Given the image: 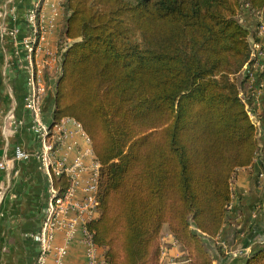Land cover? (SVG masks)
Returning <instances> with one entry per match:
<instances>
[{"label":"trees","instance_id":"trees-1","mask_svg":"<svg viewBox=\"0 0 264 264\" xmlns=\"http://www.w3.org/2000/svg\"><path fill=\"white\" fill-rule=\"evenodd\" d=\"M61 6L65 53L50 128L73 120L91 143L99 165L93 241L107 264H162L168 226L187 253L183 264H214L205 238L220 235L233 180L260 153L239 80L259 39L240 15L262 13L264 0ZM52 180L63 197L69 177ZM246 264H264V248Z\"/></svg>","mask_w":264,"mask_h":264},{"label":"crops","instance_id":"crops-1","mask_svg":"<svg viewBox=\"0 0 264 264\" xmlns=\"http://www.w3.org/2000/svg\"><path fill=\"white\" fill-rule=\"evenodd\" d=\"M61 3L62 0H45L42 4L40 25L51 55L38 53L31 63L26 49L33 35L28 17L37 0H0V162L7 161L9 166L0 170V264H36L39 255L33 236L41 230L49 201L50 172L38 156L41 146L32 131V115L26 108V100L32 93L33 68H41L48 60L42 109L45 123L53 124L56 85L65 53L59 48L65 20ZM240 19L257 33L258 26L264 23V11L252 14L244 10ZM259 39L264 42V38ZM259 85L263 88L261 92L257 91ZM251 87L253 91L246 84L244 93L256 117L253 122L259 128L260 153L254 166L238 170L233 180L229 220L220 235L216 239L205 238L214 264H246L252 253L264 248V73L258 74ZM65 124L69 133L58 147L57 156L67 162L82 159L85 167L76 192V198L81 200L82 189L90 182L96 161L89 139L78 131L74 121ZM17 147L27 152L29 158L17 160ZM74 214L70 211L69 216ZM166 227L162 232V262L182 264L187 261V253ZM54 243L67 247L63 264H88L81 224L70 240L65 232H56ZM224 246L228 250L248 249L249 255L232 259ZM47 264H57L55 257L51 255Z\"/></svg>","mask_w":264,"mask_h":264},{"label":"built area","instance_id":"built-area-1","mask_svg":"<svg viewBox=\"0 0 264 264\" xmlns=\"http://www.w3.org/2000/svg\"><path fill=\"white\" fill-rule=\"evenodd\" d=\"M42 2L44 3L43 0H37L35 8L28 17V21L32 26L33 35L32 39L28 40L26 49L31 63L34 62V57L38 53L43 52L51 55L47 50L48 41L46 34L41 25L38 24L40 16L38 19L37 9ZM257 38H264V23L258 26ZM48 64V60H45L41 64V68H33L31 76L32 93L26 100V108L32 115V131L41 146V151L38 156L50 172L49 201L45 208L41 230L33 236L34 241L39 246V255L36 264H47V260L51 255L55 257L57 264H63V260L67 255V247L55 245V234L56 232L63 231L66 234L67 240H70L76 233L78 224L83 226L88 264H107L104 249L95 244L92 234L87 229V224L98 217L97 178L99 165L95 162L91 180L82 189L83 198L81 200L77 199L76 192L79 188L81 173L85 167L84 163L81 158L73 162H67L57 156L58 147L69 133L65 123L73 120H63L62 123L56 125L51 130L43 118L42 103L47 91L44 72ZM261 73H264V42L261 39L258 42L251 40L250 60L239 77L245 78L246 84L249 85L248 90L253 91L254 88L251 86L256 83V77ZM262 90V86L259 85L257 91L261 92ZM242 96L245 103H247L249 116L253 121L256 117L249 107L247 95L244 91L242 92ZM74 123L78 131L87 137L81 125L75 121ZM70 134L73 135L72 133ZM15 158L17 160H26L29 158V154L17 147L15 150ZM8 167L7 161L0 162V170H7ZM52 174L56 176L66 175L70 179V188L63 197H58L57 190L53 185ZM70 211H73L75 214L69 216ZM224 248L227 250L226 254L232 259L243 258L249 255L248 249L228 250L225 246ZM169 264L177 263L172 261Z\"/></svg>","mask_w":264,"mask_h":264},{"label":"rangeland","instance_id":"rangeland-1","mask_svg":"<svg viewBox=\"0 0 264 264\" xmlns=\"http://www.w3.org/2000/svg\"><path fill=\"white\" fill-rule=\"evenodd\" d=\"M43 1H45V0H43ZM62 2H63V0H62ZM62 4V3H61ZM61 8H62V6H61ZM64 11V10H63ZM65 14V13H64ZM65 16V15H64ZM65 19V18H64ZM65 21V20H64ZM64 21H63V23H64ZM251 28H254V27H251ZM63 49H65L64 47H63ZM47 55V54H46ZM48 56V55H47ZM239 80H241V77H239ZM166 228H168V227H166ZM181 247V246H180ZM181 249H182V247H181ZM183 250V249H182ZM184 251V250H183Z\"/></svg>","mask_w":264,"mask_h":264}]
</instances>
